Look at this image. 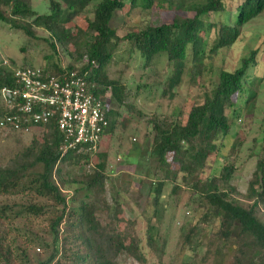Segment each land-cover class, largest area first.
Returning <instances> with one entry per match:
<instances>
[{"label": "trees", "instance_id": "1", "mask_svg": "<svg viewBox=\"0 0 264 264\" xmlns=\"http://www.w3.org/2000/svg\"><path fill=\"white\" fill-rule=\"evenodd\" d=\"M230 1L236 4L231 24H216L208 19L211 15L230 12L225 0H129L130 11L140 8L149 13H172L174 17L171 23H148L136 30L127 28L124 35L119 36L115 16L126 7L125 0H101L91 14L88 8L94 0H49V12L43 15L33 10L32 0H0V22L28 35H33V28L48 32L54 54L59 44L69 64L64 66L60 60L52 61L45 68L46 72L56 75L76 71L85 77L93 93L103 99L110 122L100 147L101 154L81 151L62 157L59 148L63 138L52 122L33 128L27 134L33 133V144L12 158L7 166H0V199L30 193L43 201L0 203L1 263H30L27 251L9 241L5 225L17 219L50 215L48 239L36 240L49 256L37 264H121L123 255L146 264L142 242L136 233L137 222L123 218V203L118 197L112 198L109 204L104 196L108 182L107 160L119 116L117 109L126 105L125 88L109 78L107 69L122 43H128L133 51L139 52L145 68L158 57H166L171 72L162 95L174 98L186 75L191 80L200 77L205 60H213L221 50L233 47L244 28L264 15V0ZM19 20L27 21L29 27L18 24ZM212 31L215 36L211 41ZM85 39L88 43L81 50ZM259 55L260 50H254L242 59L236 70L221 69L217 81L204 93L203 103L191 107L185 123L174 115L149 120V129L153 132L150 158L155 161L156 170L163 174L149 190L153 210L147 220L146 234L150 250L164 251L165 245L157 247L158 228L153 221L157 218L159 222L160 212L165 211L161 204L167 183H174L173 193H176L181 182L192 186L191 192L203 200L204 222H217V230L204 238L207 253L218 243L217 255L224 249L232 253L229 264H264V223L258 217V213L264 211V153L257 154L256 169L244 197L249 202L247 207L235 198L236 190L231 185L236 170L234 162L226 163L220 176L202 178L209 159L220 156L218 142L229 135L233 126L227 111L234 109L235 115L242 101L246 115L256 109L263 77L252 79L250 72L259 65ZM15 69L17 67H0V92L4 87L15 86ZM7 114L0 101V120ZM2 133L25 136L9 129H0ZM242 145L237 140L232 152ZM60 163L73 168L70 180L63 177V170L58 168ZM86 166L93 169L79 170ZM57 174L59 183L55 181ZM70 185L86 192V200L76 201L74 207L69 205L64 192ZM102 212L108 214L107 221ZM198 234V228L190 226L183 234L185 244L192 247Z\"/></svg>", "mask_w": 264, "mask_h": 264}, {"label": "rangeland", "instance_id": "2", "mask_svg": "<svg viewBox=\"0 0 264 264\" xmlns=\"http://www.w3.org/2000/svg\"><path fill=\"white\" fill-rule=\"evenodd\" d=\"M100 1L94 0L88 8L89 14ZM225 2L230 12L211 15L208 21L231 24L236 4L230 0ZM125 3L126 7L115 16V27L119 36H123L127 28L136 30L144 28L148 23H171L174 17L172 13H149L140 8L130 11L129 0H125ZM48 5L49 0H32V8L39 15L49 12ZM17 23L29 27L27 21L19 20ZM32 31L33 35H28L25 31L0 22V67L46 68L52 61L55 63L58 60L64 66L69 64V59L59 44H56L54 54L48 42V32L38 28H33ZM210 35L212 41L215 32L212 31ZM87 43L86 39L82 41L81 50L85 49ZM74 50L70 49L72 52ZM254 50H260L259 65L251 70L250 78L263 77L256 109L254 113L246 115L242 101L235 115L234 109L227 111L233 120V126L229 135L218 142L220 156H212L209 159V167L202 177L203 179L218 177L226 163L234 162L236 170L231 185L236 190L235 198L247 207L249 202L244 197L256 169L257 154L264 153V15L244 28L242 36L233 47L221 50L213 60H205L200 77L191 80L190 76L186 75L174 98L162 95L164 84L171 72L166 57H158L145 68L139 52L133 51L128 43H122L114 55L107 72L110 79L119 82L125 88L126 105L117 109L119 116L107 160L108 182L104 196L109 204H112V198L118 197L123 203V218L137 222L136 233L142 242L146 264H229L232 253L224 249L221 255H217L218 243L212 245L207 253L204 238L205 235L217 230V222L213 220L204 222L206 209L203 200L198 194L191 192L192 186H186L181 182L178 183L179 190L176 193H173L174 183L172 181L167 183L161 204L165 211L163 214L160 212L159 222L157 218L153 221L158 228L157 247L165 245L164 251H152L147 246V220L153 210L150 204L152 199L148 198L150 185L163 177V174L156 170L155 161L150 158L153 132L149 129L148 122L154 117L174 115L181 123H185L191 107L203 103L204 93L217 81L221 69L236 70L242 59L248 57ZM34 133L41 135L39 131ZM33 139V133L25 136L13 133L0 134V166H7L12 158L33 144ZM237 140L243 145L233 153L232 147ZM102 150L99 149V154ZM58 166L59 170H63V177L66 180L73 177L70 173L73 168L70 165L60 163ZM91 167L86 166L79 170H92L93 166ZM79 177L78 174L77 178ZM55 181L60 182L58 174L55 175ZM76 189L79 192H75ZM64 192L71 207L77 206L76 203L79 201L86 200V192L80 190L79 186H67ZM71 199H74V202H71ZM7 202L29 204L43 201L36 195L28 193L17 198L0 199V203ZM101 215L107 221L108 214L102 212ZM49 217L50 215L27 220L17 219L13 224L4 226L9 241L27 251L30 263L26 264H37L49 256L47 250L36 243L38 238L48 239ZM258 217L264 223L263 210L258 213ZM190 226L197 227L199 231L192 247L186 245L183 239V234ZM120 261L121 264H140L126 255L121 256Z\"/></svg>", "mask_w": 264, "mask_h": 264}, {"label": "built area", "instance_id": "3", "mask_svg": "<svg viewBox=\"0 0 264 264\" xmlns=\"http://www.w3.org/2000/svg\"><path fill=\"white\" fill-rule=\"evenodd\" d=\"M13 79L15 86L0 92L8 112L0 120V129L27 135L54 122L63 138L62 157L99 151L110 122L103 99L93 93L85 77L76 71L50 75L45 68H17Z\"/></svg>", "mask_w": 264, "mask_h": 264}]
</instances>
